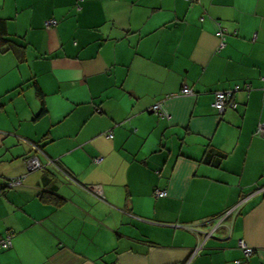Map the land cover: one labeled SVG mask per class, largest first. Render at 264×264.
I'll return each mask as SVG.
<instances>
[{"label": "crops", "instance_id": "1", "mask_svg": "<svg viewBox=\"0 0 264 264\" xmlns=\"http://www.w3.org/2000/svg\"><path fill=\"white\" fill-rule=\"evenodd\" d=\"M0 32V264H264V0H0Z\"/></svg>", "mask_w": 264, "mask_h": 264}, {"label": "built area", "instance_id": "2", "mask_svg": "<svg viewBox=\"0 0 264 264\" xmlns=\"http://www.w3.org/2000/svg\"><path fill=\"white\" fill-rule=\"evenodd\" d=\"M51 24H56V21H50ZM220 36H222L224 38L225 33L224 31H219L218 33ZM264 80V78H263ZM241 88L240 85H237L235 87V90H229V91H217L215 93V102H214V106L215 108L222 113L223 111H225L228 107L236 109L238 107L237 102L234 100V92L236 90H239ZM250 87L247 86V89H249ZM264 89V86H263ZM183 93L184 94H193V91L190 87H184L183 88ZM153 111L157 112L161 117L165 118L168 116V114L162 109L160 104H156L153 107ZM255 136H259V137H263L264 138V123H260L255 131ZM108 136L110 138L113 137L112 133H109ZM97 160V159H96ZM27 163L29 164V168L30 169H37L42 167L41 162L39 160L38 157L34 156V157H30L27 160ZM13 184V182H12ZM95 191H97L96 189H94ZM98 192V191H97ZM155 195L157 197H166L167 196V191L166 190H162V189H157L155 191ZM240 246L241 248L244 250L246 256H250L252 254V249H249L246 245V243L242 240L240 241ZM12 247V240H11V235H7L4 238H0V249H9Z\"/></svg>", "mask_w": 264, "mask_h": 264}, {"label": "trees", "instance_id": "3", "mask_svg": "<svg viewBox=\"0 0 264 264\" xmlns=\"http://www.w3.org/2000/svg\"><path fill=\"white\" fill-rule=\"evenodd\" d=\"M9 41V39H7L5 36H4V33L2 34L0 32V52L1 51H4L6 48H5V43H7ZM4 42V43H3ZM37 88V94L39 96V98L41 99V104H42V107H41V111H40V114H44L47 112V108L45 106V103H44V96H43V92L42 90L40 89L39 86H36ZM32 157V156H31ZM30 158V157H29Z\"/></svg>", "mask_w": 264, "mask_h": 264}]
</instances>
